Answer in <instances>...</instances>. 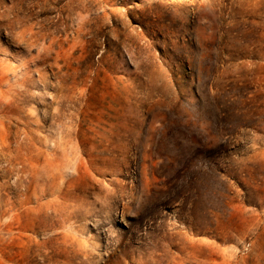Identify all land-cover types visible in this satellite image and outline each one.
I'll return each mask as SVG.
<instances>
[{"label":"rangeland","instance_id":"374dc122","mask_svg":"<svg viewBox=\"0 0 264 264\" xmlns=\"http://www.w3.org/2000/svg\"><path fill=\"white\" fill-rule=\"evenodd\" d=\"M0 264H264V0H0Z\"/></svg>","mask_w":264,"mask_h":264}]
</instances>
